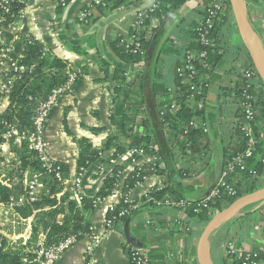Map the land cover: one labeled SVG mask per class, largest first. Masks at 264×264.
Listing matches in <instances>:
<instances>
[{"label":"crops","instance_id":"1","mask_svg":"<svg viewBox=\"0 0 264 264\" xmlns=\"http://www.w3.org/2000/svg\"><path fill=\"white\" fill-rule=\"evenodd\" d=\"M18 1L23 7L22 22L27 34L42 43L51 55L67 60L70 65L67 72L72 70L77 74L69 90L60 95L49 112L44 128L47 153L53 161L66 163L68 176L64 179L63 191H69L71 199L80 203L82 197L96 198L93 209L87 213L94 235L87 234L77 239L54 264H129L126 252L128 242L124 235L125 222L118 221L107 227L106 213L114 205L121 203L127 177L134 170L155 162L156 156L153 150L145 151L137 157L131 155V147L139 146L142 141L143 128L135 125L131 136L126 137L122 132V113L124 96L135 80L141 64L122 61L111 49L110 41L118 36L127 38L133 29L136 12L148 8L155 0H122L120 4H115L114 0H105L104 6L94 4V0H70L59 11L56 0ZM244 1L248 17L264 43V0ZM207 4L208 0H185L177 8V18L168 26V31L175 30L184 38L188 37L187 24L178 25V21L190 17L194 24L198 23V12ZM84 9L88 12L82 18L81 12ZM229 10V5L224 4L220 15L228 16ZM158 23L157 17L152 18L151 26ZM243 42L237 28H233L229 34V44L236 46ZM243 61V49L235 59L228 52L213 68L204 113L212 140L210 165L198 174L177 180V185L187 199H205L219 178L229 180L233 177L232 172H222V144L217 127L218 89L234 77V70L240 69ZM174 68L172 60L164 72L167 78H171ZM116 69L125 74L119 97L114 92L117 84ZM171 99L172 94L163 96L166 103ZM237 121L244 123L243 118H237ZM101 127L100 130H94ZM108 135H115L125 145V151L117 152L116 147L111 146L99 152L95 161L77 173V140L88 138L92 145L100 148ZM150 139L154 146V141ZM0 144V183L10 186L5 173L9 164L19 163L15 149L19 146L4 140ZM194 162L192 159L184 161L190 166ZM115 167L118 170L116 186L108 195L96 197L105 177ZM37 173L39 172L26 171L23 186L27 177ZM78 176L81 179L79 190L74 184ZM40 178L43 191L42 175ZM163 179V175L151 172L127 192V199L135 204V214L131 218L129 230L143 242L141 248L151 264H198L196 242L201 233V225L196 218L187 217L180 209L168 205L136 210L152 188L157 187L161 181L165 183ZM173 186L171 188H175ZM77 192L81 194L80 197ZM167 192L171 195L170 190ZM12 211L13 224H30V229H26L29 237L32 216L22 217L17 208ZM2 219L0 224H3ZM227 229L228 234H225ZM2 232V235L9 237ZM38 238H43L42 234ZM227 241H232L241 252L264 254V201L259 202L248 216L233 218L230 223L222 224L212 232L207 248L215 264L228 262L225 248ZM89 246H92V250L88 249Z\"/></svg>","mask_w":264,"mask_h":264},{"label":"trees","instance_id":"2","mask_svg":"<svg viewBox=\"0 0 264 264\" xmlns=\"http://www.w3.org/2000/svg\"><path fill=\"white\" fill-rule=\"evenodd\" d=\"M65 1L68 3L70 0ZM184 1L157 0L156 6L148 11V17L144 19V26L137 32L138 40L145 50L144 56L138 51H133V45H127L126 39L122 36L110 41L111 49L122 61L141 64L135 80L124 96L122 132L126 137H130L134 126H141L143 135L139 146L146 151H155L156 161L134 170L127 177L122 201L107 211L106 219L114 221L119 215L120 208L125 205L124 199L127 192L144 176L156 172L164 176V188H152L136 210L167 206L165 204L156 205L153 199L163 201L164 194L170 190L172 195L170 196L174 201L187 200L188 204L183 212L187 217L197 219L201 225L199 230L201 232L202 227L216 211L225 208L236 198L264 185V136L262 134L264 132V84L257 75L256 81L247 86L240 69L237 68L234 70V77H231L228 83L220 85L217 127L219 140L222 144V172L228 166L231 167L233 177L228 182L233 187L234 193L229 194L220 189L218 195L207 200L202 199L207 201L209 207H200L198 211H194L195 204L202 200L187 199L177 185V180L198 174L210 165L212 140L209 132L203 131L200 125V122L205 120V108H198L194 101V99H206L207 97L209 87H204L202 84V75L204 73L211 74L216 64L228 52L232 53L235 59L241 49L244 50V61L240 68L253 65V62L244 42L236 46L229 44V34L233 28H236L230 10L228 16L219 15L220 17L207 29L206 34L211 42L209 45L198 41V33L195 30L198 23L206 16L207 7L198 12L200 16L198 23L194 24L190 17H184L178 21V25L185 26L187 24L188 37L184 38L181 33L175 30L168 31V26L177 18V8ZM114 2L120 4L122 0H114ZM224 4L229 5L228 0H224ZM61 8L58 4L57 10L59 11ZM155 17L159 19V23L156 26H151V20ZM23 30L16 48L21 51V63L27 66L32 65L33 68L31 71L24 72L16 80L9 96V104L0 114L2 120L15 124L19 129L32 126L36 105L39 101L47 98L52 89L66 80L67 69L70 67L69 62L65 59L51 55L49 52L43 54V44L26 34V27ZM134 31H136L135 28L131 33ZM155 36L153 55L149 66L145 67V58ZM201 49L207 51V55L203 59L204 63L194 59L192 63L197 72L191 75L188 81H182L183 76L175 70L176 67H183L187 62V55ZM172 60L175 68L169 79L164 72ZM184 72L188 71L184 70ZM115 78L117 84L114 87V92L116 97H119L125 82L124 71L116 69ZM191 86L194 88L192 89ZM170 94L174 95L176 101V106L173 108L170 102L166 103L163 100V96L166 97ZM245 94L251 95L249 102L255 109L254 116L250 120L254 149L251 156L243 158L244 166L241 168L234 159L243 153L249 145V136L242 129V123L237 121V118L244 117L242 103L245 101ZM190 95L193 97L190 98ZM193 118L196 121L195 125L189 124ZM2 126L0 124V127ZM100 129L102 127L94 130ZM150 138L154 141V146L151 144ZM77 143V173L95 161L99 157V152L109 149L111 146H115L117 152H123L126 149L115 135H108L100 148L92 145L90 140L84 137L78 139ZM15 149L19 163L6 169L5 178L10 186L0 183V202L5 203L12 194L18 196L24 191L22 180L26 171L41 172L44 182V189L38 194L36 200L17 207V211L22 217L32 216L29 240L35 241L42 234L47 243H53L69 235H75L77 239H80L91 234L93 229L87 213L93 209L96 198L82 197L78 203L69 197V191H63L64 179L68 176L66 163L54 161V165H59L62 170L63 179L58 180L52 172H47L41 167L34 151L26 144ZM191 159L195 161L192 166L184 163ZM116 168L105 177L96 197L102 198L114 189L118 174ZM171 185H174L175 188H171ZM257 204L242 209L222 224L227 225L233 218L248 216L251 210L257 208ZM260 211L263 212V209L260 208ZM132 213L133 211L129 215ZM129 215L124 218L123 222ZM113 216L115 219L112 218ZM228 231L227 229L225 234H228ZM5 242V237L0 233V264H24L22 253L17 250L4 249ZM257 254L260 257L264 256V254Z\"/></svg>","mask_w":264,"mask_h":264},{"label":"built area","instance_id":"3","mask_svg":"<svg viewBox=\"0 0 264 264\" xmlns=\"http://www.w3.org/2000/svg\"><path fill=\"white\" fill-rule=\"evenodd\" d=\"M156 1L149 6L148 8L140 9L136 12L133 28L136 29L134 33H130V35L125 38L127 41V45H133V51H138L142 56L145 55V50L142 48L140 41L138 40V30L144 26V19L148 17V11L152 10L154 6H156ZM57 4L61 7L65 6L67 2L65 0H56ZM94 4L97 5H105V0H94ZM224 6V0H208L207 4V13L204 19L198 23L195 27V30L198 33L197 39L200 43L204 45H209L210 39L207 36V29L211 27L214 21L219 18L221 14L222 8ZM88 10L84 9L81 12L82 18L87 15ZM23 18V7L19 3L18 0H0V95H10L11 90L18 78L26 72L27 70H32V65L27 66L21 63V55L18 53L16 46L11 43H7L5 39L4 33L11 32L14 34V40H19L20 36L23 34L24 25L22 22ZM7 26H6V24ZM21 33V34H19ZM27 34V32H26ZM47 49L44 47L42 53H47ZM207 55V51L201 49L196 51L195 53H190L187 55V62L183 67H176V71L179 72L180 75L183 76L182 81H188L191 75L195 74L197 71L192 63L194 59L203 62ZM184 70L188 72L185 73ZM241 75L244 77L246 85H251L256 81L257 71L254 65H246L240 68ZM66 80L52 89L51 93L47 96V98L38 102L35 108V115L33 117L31 128L19 129L15 124L10 123L9 121L2 120L0 118V124L5 128V131L1 132L0 135L7 139H13L15 145L21 146L22 144L29 145V148L32 149L36 155V158L40 161L41 167L45 169L47 172H52L53 176L61 180L62 178V170L59 165H54V161L49 157L46 150V141L44 137V128L46 125V121L49 115L51 108L56 103L57 99L60 97L62 93L68 91L73 82L76 79L75 71H68L66 74ZM202 84L204 87H209L211 83V74L204 73L202 75ZM193 89L194 87L191 86ZM171 95V94H170ZM193 95H190L192 98ZM251 99V95L245 94V101L242 103V108L244 111V123H242V129L245 134L249 136V145L245 149L243 153H240L237 157H235V161L242 168L244 166L243 158L245 156H251L252 151L254 149L253 145V135L252 129L250 126V120L253 118L255 109L252 104L249 102ZM195 105L198 108H205L206 99H194ZM171 107L176 106V101L174 95L172 94V99L170 101ZM196 121L191 119L189 124L195 125ZM200 125L205 132H209V127L206 121H201ZM1 128V127H0ZM264 136V132L262 133ZM151 140V139H150ZM145 149L141 146H133L130 149L132 156H140L145 153ZM231 172V167L228 166L226 170H224L225 174H229ZM41 172L29 176L24 181V191L18 196H11L7 202V205L10 206L11 209H16L18 206H22L28 202L34 201L37 199L38 194L42 191V182L40 178ZM145 177V176H144ZM81 179L78 176L74 180V184L77 190H79ZM139 182V181H138ZM136 182V183H138ZM165 183L161 181L157 185V189L164 188ZM220 189H223L229 194L234 193L233 187L229 184L228 180H225L221 177L218 182L212 188L209 196L205 198L206 200L218 195ZM78 193V197H80V193ZM206 200H202L195 204L194 211H198L200 207H209ZM125 205L122 206L119 210V215L115 219V216L111 219H106L107 227L112 226L116 222H123L124 218L130 214L135 208V204L127 199H124ZM153 202L156 205L165 204L168 206L175 207L180 209L182 212L186 205L188 204L187 200L180 199L179 201H174L170 196V193L166 192L164 194V200L153 199ZM2 203V202H1ZM3 204V203H2ZM93 234V233H91ZM94 235V234H93ZM77 241V237L75 235H69L60 239L57 242L47 243L45 238H39L36 242L33 249L30 253L22 258L24 264H54L64 253L66 249H68L71 245H73ZM226 253L229 258L227 264H264V256H257V252L247 251L241 252L237 250L232 241H227L225 243ZM89 250H92V246L88 247ZM126 252L129 259V264H151L150 260L144 255L142 248L133 246L131 244L126 245Z\"/></svg>","mask_w":264,"mask_h":264},{"label":"water","instance_id":"4","mask_svg":"<svg viewBox=\"0 0 264 264\" xmlns=\"http://www.w3.org/2000/svg\"><path fill=\"white\" fill-rule=\"evenodd\" d=\"M229 7L232 13V16L236 23V28L242 37L248 52L251 56L253 65L258 73V76L264 84V43L259 36L258 32L255 30L252 25L246 9V4L244 0H228ZM156 36L154 37L151 45L149 46L146 58H145V67L149 66L153 55L154 43ZM214 187V186H213ZM264 201V185L256 188L232 201L225 208L216 211L207 223L204 225L198 239L196 242V260L198 264H215L208 253L207 242L209 236L212 232L217 229L223 222L235 216L242 209ZM135 214L132 213L129 215L124 223V235L126 241L137 247H142L143 242L134 236L129 230V224L132 216Z\"/></svg>","mask_w":264,"mask_h":264},{"label":"rangeland","instance_id":"5","mask_svg":"<svg viewBox=\"0 0 264 264\" xmlns=\"http://www.w3.org/2000/svg\"><path fill=\"white\" fill-rule=\"evenodd\" d=\"M0 26H2V25H0ZM6 26H7V24H6ZM19 34H21V33H19ZM4 35H5V39H6L7 43H11L12 45L17 47L18 41H20V40H14V34L13 33L6 31L4 33ZM18 53L21 55V51H18ZM9 96L10 95H5V96L0 95V114H2L5 111V109L7 108L9 101H10ZM0 130H1V132H3V131H5V128L1 127ZM0 137H1L0 142H2L4 140L6 143H10V144L12 143L15 145L13 139H7L6 140L1 135H0ZM27 146L29 148V145H27ZM0 153H1V149H0ZM8 166L13 167L11 164H9ZM12 196H17V195L12 194ZM13 216H14V214H13V211L10 208V206L7 205L6 203H3V204L0 203V220H1V218H3L2 219L3 224H0V232L3 231L5 234L9 235V237H6V236L1 234L6 239L4 249H9L12 251L17 250V251L21 252L23 256H26L33 249V247L35 246V244L39 240V238H37L35 241L29 240L31 234L29 235V237H27L26 233H27V230L30 229V224L29 223L27 224L26 222H20V223L13 224L11 222V219L13 218ZM21 234H23V236H21ZM14 235L16 237H13Z\"/></svg>","mask_w":264,"mask_h":264}]
</instances>
